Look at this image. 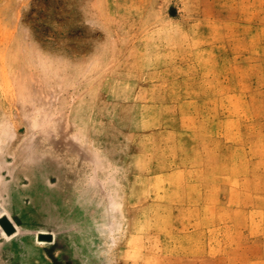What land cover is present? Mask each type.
<instances>
[{"label":"rangeland","instance_id":"rangeland-1","mask_svg":"<svg viewBox=\"0 0 264 264\" xmlns=\"http://www.w3.org/2000/svg\"><path fill=\"white\" fill-rule=\"evenodd\" d=\"M0 264H264V0H0Z\"/></svg>","mask_w":264,"mask_h":264}]
</instances>
